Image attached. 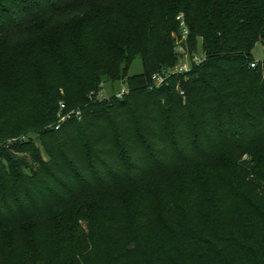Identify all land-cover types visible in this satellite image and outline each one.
Wrapping results in <instances>:
<instances>
[{
	"label": "trees",
	"instance_id": "obj_1",
	"mask_svg": "<svg viewBox=\"0 0 264 264\" xmlns=\"http://www.w3.org/2000/svg\"><path fill=\"white\" fill-rule=\"evenodd\" d=\"M259 44L264 0H0V264H264Z\"/></svg>",
	"mask_w": 264,
	"mask_h": 264
},
{
	"label": "built area",
	"instance_id": "obj_2",
	"mask_svg": "<svg viewBox=\"0 0 264 264\" xmlns=\"http://www.w3.org/2000/svg\"><path fill=\"white\" fill-rule=\"evenodd\" d=\"M177 21L179 23L180 27V34H175L174 38L176 40V53L178 54L179 59H181V64L176 65L174 69L171 72H164V73H158L154 75L153 77V85L151 86V90L157 89L161 86L168 85L169 80L172 76H180L185 75L188 72H191L195 66L200 65L204 61V54L202 52L198 53H192L191 45L189 43V36H190V30L186 21L185 14L181 13L177 17ZM259 66L264 67V55L262 58H258L255 55V60L251 64V67L253 69H257ZM181 91V90H180ZM182 95L184 94L181 92ZM129 94V89L123 88L120 92L116 93V97L118 99H122L126 95ZM108 98V97H104ZM64 105H62V109H64ZM72 114L64 115L61 118V122H65L67 119H69ZM76 116L80 119L81 113L77 112Z\"/></svg>",
	"mask_w": 264,
	"mask_h": 264
},
{
	"label": "rangeland",
	"instance_id": "obj_3",
	"mask_svg": "<svg viewBox=\"0 0 264 264\" xmlns=\"http://www.w3.org/2000/svg\"><path fill=\"white\" fill-rule=\"evenodd\" d=\"M175 35V34H174ZM255 55L258 58H262L264 55V45L263 44H259L256 48L255 51ZM181 59L178 58V65H180ZM143 73V64H142V60L141 58H137L130 66L129 68V72L128 75L129 76H135V75H139ZM128 88L127 84L125 83V81L123 82H118L115 83L114 85L111 84H105L103 85L101 91L99 93H97L96 97L97 99L100 100H105V99H110L111 97L114 96V93L120 92L123 88ZM129 89V88H128ZM104 97H108V98H104ZM60 115H62V111L60 109ZM38 139V138H37ZM39 141V140H38ZM40 142H38L37 145L41 146L39 144ZM42 147V146H41ZM44 158L47 159V156L44 154Z\"/></svg>",
	"mask_w": 264,
	"mask_h": 264
}]
</instances>
